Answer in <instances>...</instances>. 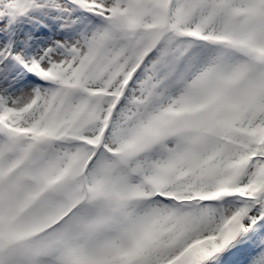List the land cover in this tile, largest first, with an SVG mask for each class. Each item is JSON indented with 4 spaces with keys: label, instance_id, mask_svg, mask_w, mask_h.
Instances as JSON below:
<instances>
[{
    "label": "snow or ice",
    "instance_id": "snow-or-ice-1",
    "mask_svg": "<svg viewBox=\"0 0 264 264\" xmlns=\"http://www.w3.org/2000/svg\"><path fill=\"white\" fill-rule=\"evenodd\" d=\"M0 264H264V0H0Z\"/></svg>",
    "mask_w": 264,
    "mask_h": 264
}]
</instances>
